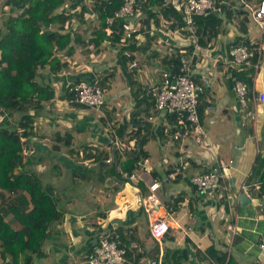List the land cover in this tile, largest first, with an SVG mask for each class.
Returning a JSON list of instances; mask_svg holds the SVG:
<instances>
[{
  "label": "crops",
  "instance_id": "1",
  "mask_svg": "<svg viewBox=\"0 0 264 264\" xmlns=\"http://www.w3.org/2000/svg\"><path fill=\"white\" fill-rule=\"evenodd\" d=\"M28 1L0 0V33L5 30L6 17L22 10ZM94 1L70 0L60 7L72 14L61 31L70 33L68 45L74 49L67 54L64 49L55 47L54 54L67 66L60 70H51L48 64L39 66L34 78L35 92L24 105L15 109L21 111V116L30 114L33 127L32 132L24 136L26 153L23 164L16 170L37 176L55 201V208L62 213L61 219L50 222L48 236L43 239L40 251L33 255L31 264H88L87 255L92 246L101 235L112 229L121 232L127 254L136 262H145L160 253L162 264H218L216 256L206 252L207 247L213 245L217 251L226 254L223 264H264V248L260 246L264 243L262 201L257 192H251L246 195L250 200L241 202V193H237L242 183L264 178H252L255 162L264 167V102L249 97L247 106L242 107L232 91V79L228 75L233 74V65L225 63V53L227 45L240 33L235 18L223 19L222 31L218 35L227 36V40L210 41L206 46H194L188 51L187 47L192 43L190 34L170 28L171 21L162 16H158V21L147 16L148 32L137 39L145 49L132 50L138 67L129 74L127 60L125 66L120 62L117 41L97 37L94 32L99 23L92 10ZM180 1L170 0L178 10ZM257 1L260 0H248L252 5L258 4ZM250 22L249 17L247 26ZM231 24L233 27H228ZM50 27L57 28L54 24ZM249 42L255 52L260 50L255 69V62H252L251 85L264 91V32L259 41L249 38ZM215 43L218 49H214ZM202 48L207 49L206 54L199 51ZM192 51H195L192 76L210 79L200 104V121L209 138V143L203 144L206 148L193 153L187 148V141L193 139L192 134L181 135L179 140H175L170 133L173 139L171 153L175 159L171 163L165 157L160 160L167 164L164 173L168 179L166 183L162 180V168L155 169L147 162L149 153L142 159L141 166L135 169L140 177L137 182L131 181L128 175L113 172L110 163L100 164L107 157H124L126 149L123 146L134 143L132 138L137 127H140L138 135L144 147L149 140L145 142L149 133L147 120L152 123L151 129L160 125L168 128L167 123L173 117H168L163 111L159 124L155 123V115L149 120L151 109L148 114L144 103L140 106L138 99L149 94L145 89L148 83L158 81L160 73L156 70L165 55ZM203 55L207 56L206 60H203ZM160 69L162 71L163 66ZM94 77L101 78L107 87L101 106L88 107L68 101L70 83ZM136 87L143 89L144 94L140 98ZM226 88L232 100L228 98ZM205 105L209 108L206 109ZM229 112L234 115L235 139L232 138L231 146L236 155L227 158H232L233 164L227 171L225 183L232 188V194L220 196L218 192L216 196L207 197V192L195 189L189 182V176L204 171L218 160H227L219 156L220 149L215 145L205 120L212 113L223 119L222 116ZM123 123L126 128L120 133L116 128ZM17 126L18 123L11 128ZM114 132L118 134L121 146L114 144ZM67 133L72 135L69 143ZM86 146L89 147L87 152H108V155L96 161L84 158ZM145 168L150 172L143 171ZM153 176L161 181L157 190L161 204L152 208L148 215L134 200V194L138 189L146 193ZM225 183L222 186L227 193ZM188 192L197 196L194 203L191 198L194 196ZM20 193L28 200L26 210L31 209L27 191L11 192L8 197L16 202ZM12 217L9 212L4 219L11 221L15 229L23 227ZM154 217L163 218L169 224L168 230L158 238L151 236L149 231V220Z\"/></svg>",
  "mask_w": 264,
  "mask_h": 264
},
{
  "label": "trees",
  "instance_id": "2",
  "mask_svg": "<svg viewBox=\"0 0 264 264\" xmlns=\"http://www.w3.org/2000/svg\"><path fill=\"white\" fill-rule=\"evenodd\" d=\"M67 1L70 0H29L22 10L15 15L6 17L5 30L0 33V109L7 113L6 119L0 122V264H31L33 255L40 251L43 239L48 236L47 228L50 222L57 221L62 217V213L55 208V201L44 188L40 179L27 172L16 170L18 165L23 164L25 155L23 141L20 137L30 134L33 129L31 115L23 114L15 128L7 127L5 123L12 110L20 108L24 102L31 99L35 92L34 78L39 66L48 64L51 70H60L67 66L66 62H62L54 54L55 47L64 49L67 54L74 49L68 45L70 33L61 31V29L64 30L65 22L72 16L70 12L60 9ZM122 2L123 0L94 1L92 10L99 21L98 27L94 30L97 37L110 38L118 42L123 31L122 24L115 21L113 31L110 34H106L104 28L106 27V17L113 15ZM138 11L143 15V25L146 24L147 16L156 18V21H158V16H162L171 21L170 28H178L182 33L190 34V30L185 27L187 23L183 18L181 9L175 8L170 0H141ZM225 17L230 20L235 18L240 32L232 43L243 42L250 45L249 37L243 36L248 31V11L244 10L237 0H230L229 4L223 6L221 15L210 12L205 16L196 15L194 17L195 31L198 36L197 42L200 46L207 45L222 31ZM50 24H54L57 28H51ZM127 46L131 51L136 48L145 49L144 44H138L137 39L130 41ZM192 47H194V42L187 47L188 51ZM121 49L119 46V59L121 64L125 66L127 58L122 54ZM181 54L175 52L165 55L161 65L164 69L174 71L172 64ZM257 57L258 51L255 52L252 61L254 62ZM231 70L236 77L243 79L249 86L251 85L252 64L240 68L233 66ZM99 79L104 84V81ZM138 101L140 106L146 103L144 110L147 113L150 112V109L155 108L154 97L151 94L138 99ZM165 113L168 117L175 116V112L172 111H165ZM201 113L202 105H199V115ZM172 122L170 121L168 128L160 125L151 129L152 123L147 120L146 126L149 129L147 134L150 135L149 137L167 136V132L172 134L177 128ZM125 128L123 123L116 129L123 133ZM139 129L140 127L136 128V133L132 138L135 140V148L126 150L125 156H117L115 161L125 175L139 168L142 159L148 153L140 143ZM67 135V142L69 143L72 135L70 133ZM148 135L145 137V142L149 139ZM88 149V146L84 148L83 156L92 161L100 160L99 157L101 156L102 159H105L108 155V152L93 154L87 152ZM262 167V164L255 162L252 168V178L264 177V167ZM112 169L113 172L119 173L115 166ZM22 190L27 191L30 195L32 207L29 210H26L28 200L23 193L18 195L15 203L13 200L12 203H9L10 200L8 201V193ZM262 191H264V185ZM9 212L13 214L12 219L20 221L23 227L15 229L11 226V221L4 219ZM206 252L215 255L218 264H223L225 261L226 254L217 251L213 245L207 247ZM165 258L166 254L163 255V259Z\"/></svg>",
  "mask_w": 264,
  "mask_h": 264
},
{
  "label": "built area",
  "instance_id": "3",
  "mask_svg": "<svg viewBox=\"0 0 264 264\" xmlns=\"http://www.w3.org/2000/svg\"><path fill=\"white\" fill-rule=\"evenodd\" d=\"M141 0H123L119 9L113 15L106 17V34L113 31V23L117 21L122 24L123 31L119 36L118 45L122 48V54L127 58V71L129 74L135 67H138V61L133 56V51L129 50L128 44L134 39H138L143 33L148 32L146 24L143 25L141 15L137 14ZM241 3L244 10L248 11L250 21H254L262 30L264 29V0H260L258 4L252 5L248 0H237ZM230 0H181L180 9L184 20L190 30L191 37L194 38V46H199L197 42L194 26V17L196 15L205 16L210 12L218 11L221 13L225 4H229ZM144 27V28H143ZM263 33V32H261ZM258 51V50H257ZM258 57L254 61V69L258 64ZM195 51L191 53H182L179 58L172 64L174 71L163 69L158 81L150 82L145 86L146 92L154 97V110L172 111L175 112L172 124L177 127L172 137L180 138L181 135L194 136V140L198 144L209 143L207 131L200 121L199 105L202 103V96L206 94L210 79L206 76L202 78H194L191 74V65L194 59ZM255 55L254 49L247 43H229L225 53V63L235 67H243L252 64V57ZM232 79V91L242 107H246L248 98L264 102V91L256 90L252 85H248L243 79L236 77L233 74L228 75ZM69 102H77L88 107H99L104 101V94L107 90L106 85L102 84L99 77L92 79H82L72 82L68 85ZM139 93L138 98L142 97L144 92L142 87H136ZM146 105V103H144ZM208 109L209 105H205ZM6 112L0 109V122H2ZM153 113L148 115V119L152 120ZM164 123H166L164 121ZM170 125V123H167ZM24 141L25 137H20ZM114 144L121 146L118 134L114 132ZM124 149L130 150L135 148V144H127ZM24 153L25 149H24ZM107 163L115 166L120 174H123L121 167L116 164V157H107ZM233 164V159L218 160L206 170L192 174L189 176V182L197 191H203L205 188H217L225 183L227 171ZM143 171L150 172L148 168ZM137 170L128 173L127 177L131 181L137 182L140 177L137 175ZM172 176V174H169ZM264 178L253 183H242L237 190L240 194L244 192L250 195L251 192H257L262 201L260 209L264 211ZM161 186V181L158 177H152V180L147 185V192L144 193L138 189L134 194V200L143 207L149 215L152 208L161 204V200L157 194L158 188ZM231 187L225 183V190L231 196ZM10 200V201H9ZM12 203V199H8ZM14 202V201H13ZM149 218V217H148ZM169 228L168 222L160 217H154L149 220V231L151 236L158 238L164 234ZM136 246V244H134ZM260 246L264 248V243ZM88 264H162V256L156 255L147 261H133L127 254V247L122 242V234L116 229H112L101 235L98 242L92 246L87 255Z\"/></svg>",
  "mask_w": 264,
  "mask_h": 264
},
{
  "label": "rangeland",
  "instance_id": "4",
  "mask_svg": "<svg viewBox=\"0 0 264 264\" xmlns=\"http://www.w3.org/2000/svg\"><path fill=\"white\" fill-rule=\"evenodd\" d=\"M258 2V1H257ZM138 15H141V13L139 11H137ZM143 17V15H141ZM229 24V23H227ZM234 24L228 25L233 27ZM187 28V25L185 26ZM231 27V28H232ZM261 32H264V29L262 30L259 26L256 25V23L254 21H251L250 24L248 25V31L246 34H243V36H248L249 38H254L257 41L260 40V36H261ZM218 36V37H217ZM215 38H213L211 40L210 43H213L215 40L220 41V40H227V36L224 35H217ZM190 41L194 42V38L190 37ZM206 46V45H205ZM214 49H218L219 46L218 44H213ZM263 50H264V43H263ZM201 53L206 54L207 53V49L206 48H202L199 50ZM203 60L207 59L206 55L202 56ZM264 63V59L262 61ZM262 63V64H263ZM162 65H159L157 67L158 70H156L158 73L161 74V68ZM215 80V83L217 82L216 79V75L213 77ZM223 84V83H222ZM223 85L227 84L224 83ZM227 96L230 100H232V95L231 93L227 90ZM72 103H77V102H72ZM151 112L155 115L156 119H155V123H160V120L163 117V111L160 110H152ZM214 113V112H213ZM208 116V118H206L205 120V124H208V131L211 133V135L213 136V139L216 141L215 145H217V147L220 149V153L219 156L223 157L225 159H227L230 156H234L236 155V152L233 150L232 148V138L235 139L234 136V131H235V127L233 126V119H234V115L229 112L226 113L225 116L223 117V114H219L220 116H222L223 119H220L219 117H215L214 115ZM21 117V111L20 110H12L9 115H8V120L5 123V126L7 127H14L17 125L19 119ZM244 118V116H242ZM62 136H65L64 133H62ZM169 138V140L166 141V139ZM194 139V136H193ZM189 140L187 141V148L191 149L193 151V153H197L198 151L204 149V147L206 148L205 145L203 144H198L195 140ZM195 141V142H194ZM173 144V139L171 138L170 134L167 132V136L166 135H155V136H151L147 142V144L144 146V149H146L149 153V156H147L148 159V163L151 166H154L155 169H160V167L162 168V180L166 183L167 182V177L165 176V167L167 164H162L160 162V160L165 157L167 159L168 162H173L172 160L175 159L174 155L171 153V146ZM185 156V155H183ZM160 163V165H159ZM233 174V173H232ZM232 177H234V175H232ZM181 179L180 182L183 183V179L180 176ZM73 185V184H72ZM74 186V185H73ZM75 187V186H74ZM76 191H80V189H76ZM219 195L222 196L224 193V189L223 186H219L217 188H214L213 191L211 192H207L206 196L210 197L211 195ZM189 195H193L191 192H188ZM195 195V194H194ZM193 195V196H194ZM191 197V196H190ZM197 196L191 197L193 198V203L195 202L194 199ZM166 206V204H165Z\"/></svg>",
  "mask_w": 264,
  "mask_h": 264
},
{
  "label": "water",
  "instance_id": "5",
  "mask_svg": "<svg viewBox=\"0 0 264 264\" xmlns=\"http://www.w3.org/2000/svg\"><path fill=\"white\" fill-rule=\"evenodd\" d=\"M214 12L217 13L218 15L221 14V13L218 12V11H214ZM6 117H7V116H4V118H3L2 121H4V120L6 119ZM103 163L106 164L107 162H106V161H101L100 164H103ZM212 190H213L212 188L208 187V188H205V189L203 190V193H204V192H210V191H212ZM240 199H241V202H246V201L250 200V199L246 196V194H245L244 192H242V193L240 194Z\"/></svg>",
  "mask_w": 264,
  "mask_h": 264
},
{
  "label": "clouds",
  "instance_id": "6",
  "mask_svg": "<svg viewBox=\"0 0 264 264\" xmlns=\"http://www.w3.org/2000/svg\"><path fill=\"white\" fill-rule=\"evenodd\" d=\"M13 201H14V199H13ZM13 203H15V201Z\"/></svg>",
  "mask_w": 264,
  "mask_h": 264
},
{
  "label": "bare ground",
  "instance_id": "7",
  "mask_svg": "<svg viewBox=\"0 0 264 264\" xmlns=\"http://www.w3.org/2000/svg\"><path fill=\"white\" fill-rule=\"evenodd\" d=\"M235 162V161H234Z\"/></svg>",
  "mask_w": 264,
  "mask_h": 264
}]
</instances>
